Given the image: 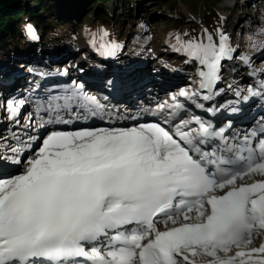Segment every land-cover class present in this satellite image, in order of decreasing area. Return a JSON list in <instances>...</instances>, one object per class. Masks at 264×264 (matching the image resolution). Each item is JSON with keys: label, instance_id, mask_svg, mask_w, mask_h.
Instances as JSON below:
<instances>
[{"label": "snow or ice", "instance_id": "6c2138e0", "mask_svg": "<svg viewBox=\"0 0 264 264\" xmlns=\"http://www.w3.org/2000/svg\"><path fill=\"white\" fill-rule=\"evenodd\" d=\"M26 35L39 39L31 24ZM175 41L174 50L198 65V88L142 109L130 117L134 125L50 130L104 118L105 105L83 84L56 98L63 105L43 109L46 121L23 117L35 134H14L11 155L0 152V162L17 169L0 165V264H264V123L226 135L231 123L217 128L181 115L187 108L180 98L217 114L196 98L212 101L223 91L224 62L236 49L220 30L218 40L205 29L200 39ZM120 47L104 43L101 54ZM249 93L264 97V81ZM26 104L9 99L0 107L20 125ZM144 115L155 119L141 122Z\"/></svg>", "mask_w": 264, "mask_h": 264}, {"label": "rangeland", "instance_id": "374dc122", "mask_svg": "<svg viewBox=\"0 0 264 264\" xmlns=\"http://www.w3.org/2000/svg\"><path fill=\"white\" fill-rule=\"evenodd\" d=\"M231 1L232 3L227 6H236L238 4L237 0ZM245 1L246 0H243L239 8L234 10V12H237L235 20H251L252 16L249 14L246 15L247 17H244V13H247L248 9L252 6V4L245 5ZM253 1H259V3L264 6V0ZM218 3H213L212 0H190L189 2L180 0L178 4L181 7V11L170 7L169 5L166 7L163 6L169 15L177 16L182 13L188 20L195 21L196 25H194L195 23L193 22L181 26L174 23H168L166 20L157 21L156 24L151 25V30L155 32L156 36L154 40H147V38H144L146 34L144 28H141L140 32L138 30L135 32V30L131 28L125 32L126 38L121 39L120 41L117 40L118 37L113 33L115 32L114 30H105L109 35L107 38H102V33L105 31L102 29L101 32H99L100 29H98L96 32L88 24H86L82 30L83 35L86 37L75 46L68 45L61 41L57 42L55 45L50 41L42 43V39H40L39 34H37L39 36L38 40H30L28 38V45L26 46L23 42L24 49L19 50V42L17 39H14L12 41L13 49L9 50L6 48L5 51L0 53V105H3L7 100L14 97L13 95L19 90L17 79H20L24 73H27L26 68L28 65L33 66L34 70L37 71V75L34 73L32 75L42 78V81L40 82L41 86H43L50 78H57L65 75L63 74L65 70L67 71L66 75L75 73L86 79L90 77L103 79L112 83L113 87L114 84L119 83L117 85L119 86L117 87V94L114 96L117 99H127V101L117 104L119 107L124 105L123 108H128L125 105L128 103L130 104L131 101L135 102V100H140L141 94L147 92L141 87H147L146 85H148L153 79V72L155 71H161V74L164 77H167L166 75L172 77L171 82L174 84L182 85L184 83L187 85H194L196 88V86H198L199 77L197 73L194 77L190 74H193L194 71H198V65L195 63H187L186 60L188 58L182 53L174 50L173 45L176 43L175 36L179 35L185 40L200 39L202 38L203 31L207 29V31L213 35L214 39L218 40V30L223 32L221 28L222 24L223 27L226 26L229 30V34L223 33L230 38V43L236 49V52L234 53V59L231 62L226 61L224 63L222 71L223 80L221 81L223 91L215 96L212 101H208L209 103L207 104V107L211 106L213 103L212 106H217L219 109L217 119L214 120L215 125H221L224 120L231 123L232 127L228 130L226 135L231 133L243 134L242 132H244V129L236 128L234 120L245 119V116H250L255 109L251 108L250 104L253 96H251L250 93L248 94L247 88L242 85H249L251 82L249 88L254 89L258 88L261 81H264V69L260 67V70L258 71L254 67L264 61V45L260 48V51L257 52L258 54L255 53V58L252 57L253 53L251 51L248 52L249 55L246 54V56L250 57V62L248 64L242 62L239 57L244 56V54L240 53L241 48L243 47L242 43L245 42L246 39H240L241 37H237L235 40L236 42H233V35L230 34V31H233L234 34L235 29L234 25L228 21L233 10L223 9L222 1H218ZM101 4L102 3H99V5ZM152 5L153 4H150L149 8H151ZM253 19L254 22L251 24V27L253 26V30H257L256 32L259 35H263L261 34L260 29L264 28V20L262 21L257 17H253ZM134 25H136V23H134ZM107 27L111 28V26ZM94 32H96L95 35H92L91 33ZM137 34H139V39H137ZM94 39L95 43H93ZM253 42L254 44H257L255 39ZM104 43H117L121 47L113 56L102 55L101 45ZM63 66L64 68L61 69ZM227 66L237 67V69H239L237 71H239L240 74H242V72H250L252 79L245 83L242 82L241 86L239 85V82L231 83L226 81L224 78H227L229 74L234 72V70L227 72ZM257 71L258 73L261 72V76L255 74ZM134 77L138 80L134 85H128L130 86L128 87L123 83L125 79ZM185 77H187V79H184ZM90 82L92 84H100L97 81ZM229 85H231V87H229ZM219 88L220 86L218 89ZM237 92L240 93V98L244 97V100L245 97H247V99L237 105V111L234 112V115L237 116L229 118L226 115V111L230 107V103L224 106L226 103H222L221 101H223V97H229L231 95L237 96ZM121 95H125L127 98L124 96L120 98ZM222 106H224V109L221 108ZM34 107L37 109L36 105ZM112 110L113 109H111V111ZM40 111L42 112V109ZM221 112H223V115H220ZM241 113H244V115L239 116ZM126 114L129 113L126 112ZM63 116L67 119L68 113L64 112ZM104 116L107 117L106 114H104ZM23 117H25V115L21 118L22 126L25 122ZM7 119V113L4 111L3 107H0V127H2V123L6 122ZM209 120L212 122L211 119ZM256 120L257 122H262L259 120L258 116L255 117V122ZM218 121L221 122L216 124ZM251 121H253L252 125H254V119H251ZM22 126L21 128H24ZM17 127L20 126L17 125ZM64 128H66V126H64ZM43 134L44 132L41 133V135ZM19 137L22 140H26V136L24 135L20 134ZM8 144L15 145L16 140H5V143H3V153L11 155V153L6 150ZM1 151L2 149L0 148V152ZM0 165H2L7 172H15L17 170L16 166L11 165L8 162H1ZM260 242H262L261 238H257L255 244L258 245Z\"/></svg>", "mask_w": 264, "mask_h": 264}, {"label": "trees", "instance_id": "16d2710c", "mask_svg": "<svg viewBox=\"0 0 264 264\" xmlns=\"http://www.w3.org/2000/svg\"><path fill=\"white\" fill-rule=\"evenodd\" d=\"M180 0H0V53L5 49H13L12 41L17 39L19 42V50L24 49V44L28 45V37L26 35V26L31 24L36 33L40 35L42 43L46 41L52 42L55 45L57 42H65L68 45L75 46L82 41L86 36L83 35L82 30L86 24L97 32L103 29V31H112L117 40L125 39V32L133 28L135 32L141 31V28L146 30L144 38L147 40H154L156 38L155 32L151 30V25L157 23V21L166 20L168 23H174L176 25H187L195 21L188 20L182 13L177 16H172L164 9L166 6H170L181 11V7L178 2ZM189 2L190 0H184ZM199 1V0H194ZM213 3L223 0H212ZM243 0H238L239 8ZM245 5L252 4L248 9L246 15H250V21H242L240 19L235 20L234 12L236 8L231 9L233 13L228 18L229 23L234 25L233 31L230 34L233 35V42L235 43L237 37L240 39H246L243 42L240 54H248L249 51L255 53L260 51V48L264 45V34L259 35L253 30L251 24L254 22L253 17L264 20V6L259 1L246 0ZM258 2V3H257ZM99 3H102L99 5ZM153 4L151 8L149 5ZM219 4V3H218ZM164 6V7H163ZM227 9V8H226ZM155 19V20H154ZM136 23V25H134ZM196 25V23L194 24ZM107 26H111L108 28ZM221 28L224 33L229 34L227 27ZM91 33L95 35V33ZM244 33V34H243ZM139 39V34L136 35ZM257 41L254 44L253 40ZM133 45V44H132ZM140 48V47H139ZM17 52V51H16ZM17 54V53H15ZM258 54V53H257ZM256 54V55H257ZM249 55V54H248ZM256 70H260V67L264 69V61L254 66ZM64 67H61L63 69ZM239 68V67H238ZM227 72L234 70L231 74L224 78L231 83L239 82L245 83L252 79L250 72L239 73L237 67L227 66ZM237 71V72H236ZM255 74L261 76V72ZM26 74L24 73L18 82L31 79L34 77L33 66L28 65L26 68ZM37 75V74H36ZM250 75V76H249ZM224 80V81H225ZM251 85V82L250 84ZM249 85H242L249 90ZM242 87V88H243Z\"/></svg>", "mask_w": 264, "mask_h": 264}, {"label": "bare ground", "instance_id": "6f19581e", "mask_svg": "<svg viewBox=\"0 0 264 264\" xmlns=\"http://www.w3.org/2000/svg\"><path fill=\"white\" fill-rule=\"evenodd\" d=\"M188 12V10H187ZM133 81V82H132ZM138 80L134 77V78H127L123 81V83L128 86V85H134V83H137ZM119 84V83H118ZM118 84H114V87H113V90L114 91H118L117 86ZM175 88L177 89H183L184 86L182 85H176L174 84L173 85ZM130 87V86H128ZM143 90H145L146 88L144 87H141ZM47 89H51L54 91V89H57V92L56 94H58L59 92L58 91H62V88L59 86L57 88H51V86H47ZM90 91V90H89ZM91 96H95L102 105H105V108H104V111L103 113H106L107 117L105 116L103 119H100V118H90L89 120L87 121H79L77 123H74V124H71V125H60L61 127L62 126H66L67 128H69L68 130L71 131V130H77L78 128H83V127H130L132 125H134L136 123V121L134 120H131L130 117L132 116H138V115H141L138 111V108H139V103L141 101H131L130 105H128L129 107L131 108H123V105H121L120 107H115L113 106V103L114 101H110L108 100V97H107V100L102 98L101 95H98L100 93H98V91H94V92H89ZM22 97V96H21ZM146 97V94H141V98H145ZM23 99V98H22ZM167 99H163L162 102H165ZM159 100L154 102L155 103V107L156 105L159 104ZM111 109H113L111 111ZM129 113V114H126ZM26 113V112H25ZM32 113V112H30ZM36 116H40L42 113L39 112V114H37V112L35 113ZM190 115H194L192 113L190 114H187L186 116H184V118H187L188 116ZM254 116V115H253ZM253 116H249L250 119H254V124H256L257 122H255V118H253ZM264 117V116H263ZM48 119V118H47ZM145 119V117L142 118L141 122H143ZM262 120L261 121H264L263 118H261ZM249 120V119H248ZM260 120V119H259ZM7 121V120H6ZM37 121V118L33 117V122L35 124V122ZM113 121H115V123H112ZM250 121V120H249ZM257 121V120H256ZM9 123H12V121L9 120ZM219 124V122H218ZM229 124L228 121L226 122H222L220 127H225ZM23 127V126H22ZM21 132V135H33L35 133H28L27 130H25L24 128H20V127H17V130L16 132ZM45 130L44 129H41L40 132H44Z\"/></svg>", "mask_w": 264, "mask_h": 264}]
</instances>
